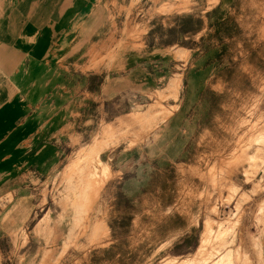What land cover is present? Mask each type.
Listing matches in <instances>:
<instances>
[{
  "label": "rangeland",
  "instance_id": "1",
  "mask_svg": "<svg viewBox=\"0 0 264 264\" xmlns=\"http://www.w3.org/2000/svg\"><path fill=\"white\" fill-rule=\"evenodd\" d=\"M150 1L114 7L83 46L108 81L101 102L123 114L102 105L51 178L0 188V264H262L264 0ZM150 48L151 84L130 71ZM150 110L171 116L123 124Z\"/></svg>",
  "mask_w": 264,
  "mask_h": 264
},
{
  "label": "crops",
  "instance_id": "2",
  "mask_svg": "<svg viewBox=\"0 0 264 264\" xmlns=\"http://www.w3.org/2000/svg\"><path fill=\"white\" fill-rule=\"evenodd\" d=\"M137 1L151 6L150 0H0L1 194L51 178L78 145L89 142L91 118L102 105L123 114L127 102H101L108 81L90 76V50L83 46L97 36L96 26L107 24L114 7ZM130 67L132 75L144 67L151 84V48ZM127 81L122 75L116 83L124 87ZM93 88L99 102L86 95Z\"/></svg>",
  "mask_w": 264,
  "mask_h": 264
},
{
  "label": "bare ground",
  "instance_id": "3",
  "mask_svg": "<svg viewBox=\"0 0 264 264\" xmlns=\"http://www.w3.org/2000/svg\"><path fill=\"white\" fill-rule=\"evenodd\" d=\"M114 56H116V55H114ZM111 57H113V55L111 56ZM116 58V57H115ZM115 58H113V59H115ZM104 61H106V60H104ZM117 62V61H116ZM102 63V62H101ZM113 63V62H112ZM115 63V62H114ZM93 64V63H92ZM108 65H109V62H108ZM181 86V83H179V85H178V87H180ZM175 108L177 109L178 108V105H176L175 106ZM171 116V114L170 113H166V112H163V114H162V116H161V118H159V119H156L154 116H153V113L151 112V110L148 112V113H146L145 115H143L142 116V118L141 119H143L142 121H139V120H136V121H134L135 119H133L132 117H131V119H127L125 122H123V124L125 125V126H131V125H133L134 123H138V124H140V126L142 127V128H145V126L144 125H148V124H150V126H151V124H152V128L153 127H159L161 124H163V123H165V122H167V120L169 119V117ZM78 141V140H77ZM81 152H83V153H85L86 152V149L85 148H82L81 149ZM78 184L75 186V187H73V188H71V191L72 192H77V191H82V192H86V185H85V183H84V181L83 180H78V182H77ZM73 194V193H72ZM74 199V198H73ZM104 200V199H103ZM69 204H71L70 206L71 207H74V205H75V203H66L65 205H66V207H68L69 206ZM100 211V208H97L96 210H95V212H99ZM94 213V212H93ZM96 223H97V217H96V214L94 213L93 214V216H91L90 217V222H89V228H90V231L96 226ZM206 229V228H205ZM219 231V230H218ZM222 232V231H221ZM206 239H205V243L206 242H208V240L210 239V237L212 236V229L211 228H208L207 230H206ZM249 250V249H248ZM201 252V251H200ZM256 256H257V260H260V262H262V264H264V247H263V245L261 244V245H259V247H258V249L256 250Z\"/></svg>",
  "mask_w": 264,
  "mask_h": 264
}]
</instances>
